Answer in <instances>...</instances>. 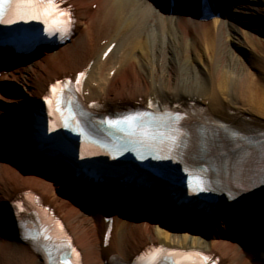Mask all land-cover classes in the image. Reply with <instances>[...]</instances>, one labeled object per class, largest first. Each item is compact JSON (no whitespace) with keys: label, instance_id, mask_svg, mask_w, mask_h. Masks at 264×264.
<instances>
[{"label":"bare ground","instance_id":"obj_1","mask_svg":"<svg viewBox=\"0 0 264 264\" xmlns=\"http://www.w3.org/2000/svg\"><path fill=\"white\" fill-rule=\"evenodd\" d=\"M219 1L214 13L220 10L229 17L232 31L227 20L202 21L197 10L184 15L182 0H175V11L182 12L173 15L169 5L161 10L151 0H63L76 17L69 42L25 60L1 56L0 264H48L36 244L20 235L9 213V205L26 190L40 194L64 221L82 252V264H128L153 244L178 248L170 254L176 259L199 250L201 256L215 254L220 264H264V257H258L264 245V210L259 211L261 199L255 193L264 190V142H257L264 135L254 136L264 131V0ZM83 71L84 102L103 103V113L137 109L141 114L145 105L153 116L169 112L167 105L199 108L197 117L190 116L194 131L187 142L204 159V167L216 173L205 187L225 189L223 193L236 185L252 188V198L238 204V222L229 204L215 207L214 213L193 209L179 214L168 193L158 188L150 186L151 192L137 197L112 185L99 191L49 168L51 161L34 164L36 155L26 145L30 109L39 106L56 80H63L66 92L75 81L72 75ZM155 145L164 149L158 140ZM181 168L190 177V169L185 164ZM108 214L113 215V231L105 246ZM48 233L41 231L51 244L64 246L60 234ZM178 261L207 264L191 257Z\"/></svg>","mask_w":264,"mask_h":264},{"label":"snow or ice","instance_id":"obj_2","mask_svg":"<svg viewBox=\"0 0 264 264\" xmlns=\"http://www.w3.org/2000/svg\"><path fill=\"white\" fill-rule=\"evenodd\" d=\"M38 2H39V0H0V23L4 22L2 17L4 15V7L6 5L13 6V4H14V6L17 9V14L21 15V17H23L24 13H23L22 9L24 7L34 6ZM43 2L46 5L44 8V11L42 13L43 15L50 16L53 13H55L61 17H67L68 19L66 22L71 23L70 14L64 12L63 10H60L58 8V5L56 4V0H43ZM31 15L34 19L38 18V13L35 11H33L31 13ZM55 91H56V88L54 87L53 92H55ZM141 120H142V117L135 116V117H129V118L125 119L123 121V123L127 124L131 128H135V127L142 126L139 123H134L135 121H141ZM108 123H109V126L116 127L117 125H119L121 123V121H109Z\"/></svg>","mask_w":264,"mask_h":264},{"label":"rangeland","instance_id":"obj_3","mask_svg":"<svg viewBox=\"0 0 264 264\" xmlns=\"http://www.w3.org/2000/svg\"><path fill=\"white\" fill-rule=\"evenodd\" d=\"M231 10V9H230ZM230 26V25H229ZM231 27V26H230ZM245 29V28H244ZM231 31H232V27H231ZM234 32V31H233ZM17 93L19 94V96H20V92H22V91H19L18 89H17Z\"/></svg>","mask_w":264,"mask_h":264}]
</instances>
